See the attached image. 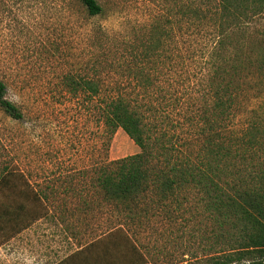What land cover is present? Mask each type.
Returning <instances> with one entry per match:
<instances>
[{"label": "trees", "instance_id": "trees-1", "mask_svg": "<svg viewBox=\"0 0 264 264\" xmlns=\"http://www.w3.org/2000/svg\"><path fill=\"white\" fill-rule=\"evenodd\" d=\"M78 1L89 17L103 12L98 0ZM213 3L209 18L214 30L200 70V97L193 114H184V122L192 127L188 136L183 138L182 130L177 133L165 128L162 120L157 122L156 110L170 107L173 111L183 105L163 83L172 84L178 67L193 59L189 54L194 52L181 48L182 35L171 25L178 16H186L192 25L200 21L202 8L194 3L184 4L181 11L180 5L166 23L153 21L139 42L126 49L124 62L119 63L125 75L114 81V90L101 104H97L105 85L101 76L69 73L62 77L69 94L83 93L95 103L96 121L108 138L120 129L138 152L96 164L78 189L73 180L60 191L48 185L37 189L21 171L4 168L0 171V244L46 218L54 197L57 210H66L68 216L104 207L116 219L106 234L57 264H147L124 227L158 213L177 220L199 205L217 225V244H222L210 264H264V116L248 117L238 128L233 123L237 98L245 97L254 78L264 79V39L252 54L244 42L232 41L229 32L241 18L240 9L248 10L253 3L260 13L264 0ZM127 88L132 93L125 92ZM0 109L13 119L22 117L19 108L5 98L1 80ZM85 177L83 172L81 178Z\"/></svg>", "mask_w": 264, "mask_h": 264}, {"label": "rangeland", "instance_id": "rangeland-1", "mask_svg": "<svg viewBox=\"0 0 264 264\" xmlns=\"http://www.w3.org/2000/svg\"><path fill=\"white\" fill-rule=\"evenodd\" d=\"M98 2L102 14L89 17L78 0H0V80L5 85V98L22 115L13 119L0 109V171L19 170L37 189L48 185L60 191L70 187L72 180L78 189L89 180L96 164L138 152L120 129L108 138L96 121L95 103L83 93L69 94L62 77L69 73L101 76L105 81L97 99L101 104L114 90V81L125 75L119 63L124 62L126 49L139 42L153 21L165 22L174 17L180 5L181 11L184 4L194 3L202 8L200 21L192 25L186 16H178L180 19L171 25L182 35L181 48L194 52L189 54L193 59L178 67L181 72L176 81L172 79L173 85L163 83L183 105L173 111L170 107L156 110L157 122L162 120L165 128H174L177 133L182 130L183 138L192 128L184 122V114H193L200 97L198 80L210 47L208 37L214 28L209 17L216 4L213 0ZM238 16L237 25L229 31L232 41L244 42L253 54L256 44L264 39V11L259 13L258 6L250 3ZM250 85L245 97L235 102L233 123L237 128L248 117L264 116V79L254 78ZM181 141L179 146H183ZM57 205L58 199L53 197L46 218L0 244V264H55L106 234L116 222L104 207L68 216L66 210H57ZM206 216L198 205L177 220L158 213L124 229L147 264H210L209 259L217 255L222 244H217V225Z\"/></svg>", "mask_w": 264, "mask_h": 264}, {"label": "crops", "instance_id": "crops-1", "mask_svg": "<svg viewBox=\"0 0 264 264\" xmlns=\"http://www.w3.org/2000/svg\"><path fill=\"white\" fill-rule=\"evenodd\" d=\"M41 220H42V219H40L39 221H41ZM35 223H36V222H35ZM32 225H33V224H32ZM32 225H31V226H32ZM82 247H83V246H82ZM82 247H80V248L77 249V250H80ZM77 250H75V251H77ZM72 253H73V252H72ZM69 255H70V254H69ZM69 255H68V256H69ZM66 257H67V256H66ZM64 258H65V257H64ZM64 258H62V259H64ZM62 259H61V260H62ZM61 260H60V261H61ZM58 262H59V261H58ZM58 262H56L55 264H57Z\"/></svg>", "mask_w": 264, "mask_h": 264}]
</instances>
